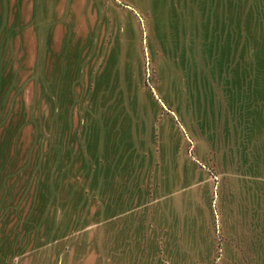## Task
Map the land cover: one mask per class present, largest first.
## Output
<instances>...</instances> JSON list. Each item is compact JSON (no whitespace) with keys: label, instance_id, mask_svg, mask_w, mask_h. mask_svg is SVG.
I'll use <instances>...</instances> for the list:
<instances>
[{"label":"rangeland","instance_id":"rangeland-1","mask_svg":"<svg viewBox=\"0 0 264 264\" xmlns=\"http://www.w3.org/2000/svg\"><path fill=\"white\" fill-rule=\"evenodd\" d=\"M0 264H264V0H0Z\"/></svg>","mask_w":264,"mask_h":264}]
</instances>
